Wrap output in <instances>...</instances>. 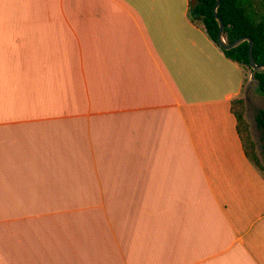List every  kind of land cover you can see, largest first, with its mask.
Segmentation results:
<instances>
[{"label": "crops", "instance_id": "1", "mask_svg": "<svg viewBox=\"0 0 264 264\" xmlns=\"http://www.w3.org/2000/svg\"><path fill=\"white\" fill-rule=\"evenodd\" d=\"M244 78L189 0H0V264H264Z\"/></svg>", "mask_w": 264, "mask_h": 264}, {"label": "trees", "instance_id": "2", "mask_svg": "<svg viewBox=\"0 0 264 264\" xmlns=\"http://www.w3.org/2000/svg\"><path fill=\"white\" fill-rule=\"evenodd\" d=\"M215 1L189 0L191 19L203 27L207 36L227 58L243 68L245 81L248 70L251 71L248 59V41H243L228 50L222 49L218 45V23L212 12ZM217 13L224 23L226 41L232 42L242 36L250 37L253 40L254 61L259 65L264 64V0H220ZM254 78L258 81L257 89L264 94V69L255 72ZM231 110L236 119L237 131L243 142L245 155L257 168L259 162L249 135L247 121L244 118L242 99L234 98L231 101ZM256 118L258 125L264 132V111L259 110Z\"/></svg>", "mask_w": 264, "mask_h": 264}, {"label": "rangeland", "instance_id": "3", "mask_svg": "<svg viewBox=\"0 0 264 264\" xmlns=\"http://www.w3.org/2000/svg\"><path fill=\"white\" fill-rule=\"evenodd\" d=\"M249 76L250 70H248L242 89L236 98L242 99L244 118L247 121L249 135L259 162L257 168L264 177V132L256 118L259 110L264 111V94L257 89L253 82L250 83Z\"/></svg>", "mask_w": 264, "mask_h": 264}, {"label": "water", "instance_id": "4", "mask_svg": "<svg viewBox=\"0 0 264 264\" xmlns=\"http://www.w3.org/2000/svg\"><path fill=\"white\" fill-rule=\"evenodd\" d=\"M220 3V0H216L215 4L213 6V15L215 20L218 23V34H217V42L218 45L225 50L232 49L242 43L243 41H248V59H249V66L251 68L250 71V76H249V81L250 83L253 82L255 86H258V81L254 78L255 72H257L260 69H264V64H257L254 61L253 54H252V49H253V40L248 37V36H242L237 39H235L232 42H227L226 39L224 38V23L220 16L217 13V7Z\"/></svg>", "mask_w": 264, "mask_h": 264}]
</instances>
